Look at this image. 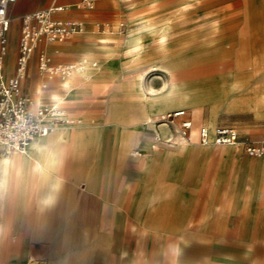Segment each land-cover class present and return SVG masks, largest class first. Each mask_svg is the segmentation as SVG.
I'll list each match as a JSON object with an SVG mask.
<instances>
[{"label": "crops", "instance_id": "crops-1", "mask_svg": "<svg viewBox=\"0 0 264 264\" xmlns=\"http://www.w3.org/2000/svg\"><path fill=\"white\" fill-rule=\"evenodd\" d=\"M81 1L16 0L11 3L8 7L11 24L7 32L3 75L9 77L15 73L19 53L17 40L22 34L23 15L66 5L67 9L55 11L54 16L64 19L65 16H75V19L83 20L86 33L87 21L78 14L95 10L99 0L93 9L81 7ZM121 1L102 0L101 4L115 8ZM127 1L130 10L127 21L132 27L136 23L139 26L162 18L172 12L174 6L177 9L180 5L176 0ZM242 1L241 9L224 13L228 6ZM189 3L195 2L184 0L182 8ZM132 11L136 14L134 19H130ZM216 27L218 30L213 34L206 32V47L209 48L206 59L219 60L222 66L223 60L231 61L234 66L226 70L221 66L218 73L231 74L236 87L249 91V108L264 117V43L253 42L254 38H264V0H206V28ZM17 28V36L13 40L12 32ZM56 41L43 40L36 47L22 88L34 98V107L45 104L44 99L54 103L59 97L67 102L69 110L61 115L67 122L56 123L47 135L35 137L26 152L3 153L0 146V264H4L6 258L3 236L7 229L17 238L28 240V255L37 257L32 248L40 244V251H36L40 258H51L55 264H264V259L259 261L243 254L241 246L243 242L252 246L260 242L264 245V196L259 199L257 191L252 193L249 190V196L244 198L239 189L240 181L234 183L227 179L222 182L225 178H240L245 171L250 184H264V154L250 156L242 149V139L257 138L262 135L263 128L245 126L242 139L235 144H227L230 148L218 156V164H215L214 149L206 148L204 144L197 145V142L183 147L173 141L175 132L179 131L178 126L173 125L172 128L170 124L159 123L154 131H161L163 137L173 141V145L166 143L169 145L166 148H156L151 154L141 157V150L134 151L133 146H141V149L152 147V138L147 137L140 142L127 130L131 121L155 124L146 121L147 116L141 108H148L155 116L162 113L165 106L177 110L188 105L179 97L164 102L151 95L145 103H132L126 94L137 89L136 74L133 72L135 77L132 80L123 78L124 71L127 68L131 70L135 64L130 62L129 53L109 54L107 59L99 57L100 66L107 62V72L103 74L98 61L89 62L93 46L91 39L81 36L66 42ZM122 43L124 46L123 39ZM41 45H46L53 63H64L61 62L66 59L64 56L53 55L54 51L65 53L63 46L68 47V52L87 54L80 62L89 65L90 71L73 77L74 81L80 79L77 83L71 80L72 75L62 78L61 85L67 88L64 95L52 91L45 96L38 87L40 75L43 78L41 88H47L48 82L51 89L63 87L53 81L57 76L50 77L40 72L38 55ZM146 78L144 85L148 90ZM99 79H114L113 91L105 101L98 99L92 103L90 107L93 108L83 106L88 98V86L83 84ZM66 81L69 85L65 84ZM153 83L151 81L149 85ZM192 108L199 111L198 106ZM213 121V125L204 124L211 132L219 126L216 120ZM194 128L198 130L199 127L194 125ZM205 155L206 159L209 158L206 184L210 189L204 201L194 196V190L202 180ZM130 157H135L139 164L138 171L131 176L133 180L126 173ZM220 184L223 188L214 199L215 189ZM8 185L16 187L18 197L11 194L9 205L6 201ZM115 204H123L124 209L119 212ZM104 221L106 228L101 226ZM129 223L137 227L125 232ZM136 230L139 236H158L161 239L162 244L153 256L147 250L143 254L144 249L139 246L141 254L137 257L135 249L123 238L118 240L117 250H113L115 237H122L125 233L133 235ZM206 234L233 237L234 244L226 242L217 252L226 254L212 258V254L206 253ZM69 235L86 237L70 240L63 237ZM166 235L174 237L171 244H167ZM195 237L205 239L202 241ZM78 241L82 243L78 244ZM23 244L14 239L12 248L16 250Z\"/></svg>", "mask_w": 264, "mask_h": 264}, {"label": "rangeland", "instance_id": "rangeland-1", "mask_svg": "<svg viewBox=\"0 0 264 264\" xmlns=\"http://www.w3.org/2000/svg\"><path fill=\"white\" fill-rule=\"evenodd\" d=\"M102 0H99L97 7L95 10L90 12H80L78 15L80 17H83L87 21V32L70 35L67 38H65L63 41H56V42H66L69 41V39H74L77 37H87L91 39L93 46H92V54L89 56V62L92 63V61H98L99 57L109 58V54H119V52L122 54L129 53L130 62H134L135 64L131 67V70L127 68L123 73V78L125 80H132L137 73V70L139 68H145L147 65H151L156 60H164V66L161 67L158 70H151L147 74V85H148V92L149 95L152 97L155 96L157 99L163 100L164 102H168L170 99L174 97H179L184 101V104H187L188 107H184L187 116L191 117L194 121V125L199 127L202 124H205L203 122V119L208 117L212 118L213 120L217 121V125H233L235 126L239 132L240 137L239 139H242V135L245 134V126H249L251 128L260 129L263 128L262 135L255 137L253 140H243V148L244 144L248 141H257L264 137V117L258 116L255 114L254 110L252 108H249L250 101V92L244 89H241L240 86L236 87V81L235 78L228 73H218L221 70L219 67L222 66L221 61L219 60H208L206 59V51L209 49L206 47V32L209 34H213L218 30V28H206V0H194L195 3H189L188 5H184V8H182V2L184 0H176L180 3L177 9H175L170 13H168L166 16L162 18L154 19L153 23L156 26H159L160 23L164 21H168L171 26V32L169 34L168 43L166 46V51L161 52L159 49V42L155 36H157V32L152 31H146L143 30V36L145 38V44L142 50L139 52V55L134 52H128L125 50L124 46L122 45V39L126 42V36L129 33V30H137L136 27L137 23L133 25L128 26V16L130 10L128 9V1L122 0L120 5L118 7L112 8L110 6L101 4ZM243 5V1L240 2L237 5L228 6L224 13L229 14L232 12H236L239 9H241ZM134 11L130 14V19H134ZM66 19H75V16H65ZM136 18H140L136 16ZM143 18V17H142ZM109 22L112 25V28L110 30L101 31L99 27L97 26L96 22ZM125 24V30L124 32L121 31V23ZM152 22V21H149ZM17 30H13L12 32V38L13 40L16 39L17 36ZM21 35V34H20ZM17 40V46L19 45V38ZM261 41V44L264 43V38H254L253 42L258 43ZM121 43V44H120ZM149 46V47H148ZM170 46V47H169ZM263 51H264V44L262 45ZM65 48V53H56L53 52L54 57L55 56H61L65 57V60H61V62L64 63H79L82 61L83 57L86 56L85 54H81L79 52H68L67 46H63ZM122 48V51L119 50ZM160 51V52H159ZM113 52V53H112ZM158 52V53H157ZM124 53V54H125ZM150 53V54H148ZM117 54V55H118ZM142 54V55H141ZM138 55V56H137ZM134 56H137L136 58H133ZM116 57V56H115ZM147 61V62H146ZM152 61V62H151ZM223 62V70H226L227 68H230L234 66V64L231 63V61H222ZM240 61H237L239 63ZM103 74H106L107 67L106 63L104 65L100 66ZM147 63V64H146ZM237 63L235 66L237 67ZM149 68V67H148ZM222 70V71H223ZM217 71V72H213ZM62 77H54L53 81L63 87V89H51V83L48 82L47 88H41L42 83V75L39 76L38 79V87L42 89L45 96H47L48 93H51L52 91H56L60 95H64L66 93L67 88L63 85H61L60 80ZM153 81V85L150 86L149 82ZM79 82V81H78ZM116 81L114 79H99L94 80L93 82H85L83 85L88 86L87 90V100L85 101L86 104L83 106H92V103H95L98 99L101 101H105V99L111 94L115 87ZM172 91V92H171ZM27 92L31 94L28 90ZM126 96L131 100L132 103L140 102L135 98V96L126 94ZM186 99V100H185ZM44 103L46 105H50V100L44 99ZM61 107L64 109V113L68 112L69 105L67 102H62ZM192 106H198L199 111H194ZM180 107V106H179ZM221 107V108H220ZM33 108L36 110L38 107ZM93 108V107H90ZM221 109V110H220ZM103 110V109H102ZM141 111L143 113V110L141 108ZM173 111V108H166L162 111V113L147 117L146 121L150 120L151 123L155 124L151 125L150 123H144L140 121H131L127 125V130L130 133V136H132L135 139H139L140 142L144 141L147 137L152 138L153 144L152 147L150 146H144L142 149L139 148L141 146H133V150H141V157H145L153 152L154 149H164L167 145L164 142H159L157 139V132L154 131V128L161 122L159 118L161 115ZM220 112V113H219ZM63 113V114H64ZM144 114V113H143ZM182 117H177L174 121H176L179 125V121ZM64 123L67 122V119L64 117ZM207 119V118H206ZM205 119V120H206ZM204 120V121H205ZM171 127L173 128L172 123H170ZM116 127V124H115ZM158 134L162 137L164 141H166L167 138L163 137V134L161 131L158 132ZM155 137V139H154ZM169 139V138H168ZM196 142V141H192ZM197 145L202 146L201 143H196ZM189 147V146H188ZM206 148H212L215 150L214 145H206ZM226 149V148H225ZM245 151V150H244ZM246 154V151H245ZM248 156V155H247ZM205 161H204V167L201 171L202 174V180L199 183V185L194 190V196L198 199L206 200L207 191L210 189L208 188V185L206 184V155ZM252 159L258 158V157H250ZM130 163L129 169L126 172L127 175L131 176L135 174L139 169L138 161L135 159V157H130ZM215 164H218V158L215 157ZM212 162V160H211ZM243 176L235 177V178H225L222 182L229 179L231 182H238L240 181V187L239 189L242 190L243 197L249 196V190H252V193L255 191L258 192V198L261 199L264 196V184H250V182L246 178L245 171L242 172ZM126 178V176H125ZM253 185V186H252ZM222 184L218 185L214 192V199L217 197L218 194H220L222 190ZM116 209L120 212L124 209L123 204H115ZM194 214V213H193ZM244 216V214H243ZM102 227L106 228V221L102 222ZM131 227H137L136 225L129 223L126 224L125 232H128V229ZM169 235H166L165 237L168 238ZM67 239H71L73 237H86L85 235H69V236H63ZM87 237H90V235H87ZM120 238H123V241L127 243L128 245H131L134 251V255L137 257L141 254L139 246L143 247L145 254V250L149 252L151 256H153L158 248L161 246V239L158 236L153 237H144L139 236L137 234V230L135 234L130 235L128 233H125L122 237L117 236L115 237V242L113 245V250H117L118 247V240ZM174 237H170L167 240V244H171ZM194 238V237H190ZM233 237H219L214 235H208L206 234V253L212 254L210 257L212 258H218L223 254L226 253H217L224 244L227 243H233ZM195 239H202V241L205 239V237H195ZM232 239V240H231ZM68 240V241H69ZM3 247L5 250L6 258L4 261V264H15V260L17 258V249L12 248V244L8 242L9 240H4ZM82 243L81 241H78V244ZM242 246V253L247 254L248 256H251L253 258H257L259 261H262L264 259V245L260 242L259 244H256L252 246L251 244L247 242H243L241 244ZM22 250L20 253L25 256V252L29 249L28 248V241L24 246H22ZM41 245L36 244L32 248V252L36 253L37 257H40L36 251H40ZM138 248V249H137ZM155 252V253H154ZM38 254V255H37ZM23 256V257H24ZM150 258H153L151 257ZM28 261H34L32 257L28 256L25 258ZM12 260V261H11ZM14 260V261H13ZM150 264V263H148ZM152 264V263H151Z\"/></svg>", "mask_w": 264, "mask_h": 264}, {"label": "built area", "instance_id": "built-area-1", "mask_svg": "<svg viewBox=\"0 0 264 264\" xmlns=\"http://www.w3.org/2000/svg\"><path fill=\"white\" fill-rule=\"evenodd\" d=\"M16 0H0V146L3 153L13 151L24 152L28 149L31 141L39 135H47L52 125L64 122L63 107L51 103L33 109V99L25 93L22 88V81L28 71L31 56L36 47L43 40L62 41L70 35L83 33L86 24L81 19H64L54 16L57 10L67 9L66 5H58L45 9H39L22 16V34L19 43V53L16 60L15 73L9 77L3 75L5 55L7 52L8 37L11 19L8 15V7ZM98 0H82L81 7L93 9ZM97 26L101 31L110 30L112 25L109 22H98ZM124 32L125 24H120ZM38 68L44 75L54 77H67L83 65L79 63H53L47 52L46 45L40 46L38 55ZM45 86V83L43 84ZM177 117L179 130L182 136L188 141H196L201 144L215 142L217 144H228L239 139L238 130L231 125H219L213 132L207 125H200L196 137L192 134L194 122L187 116L185 109L169 111L159 118L161 121L173 123ZM159 142L173 145L171 139L164 141L157 133ZM246 153L250 156H261L264 154V138L257 141H248L244 144ZM38 264H46L39 262Z\"/></svg>", "mask_w": 264, "mask_h": 264}, {"label": "bare ground", "instance_id": "bare-ground-1", "mask_svg": "<svg viewBox=\"0 0 264 264\" xmlns=\"http://www.w3.org/2000/svg\"><path fill=\"white\" fill-rule=\"evenodd\" d=\"M142 18V17H141ZM137 30H129V33L128 35L126 36V42L127 44L124 45V48L125 50H127L128 52H134L136 54L139 55V52L142 50L143 47H146L144 46L145 44V38L143 36V30H146V31H149V32H152V31H155L157 32V36H155L159 42V50L161 52H165L166 51V46H167V43H168V39H169V34L171 32V26H170V23H168V21H164L162 23L159 24V26H156L153 22H147V23H143L139 26L136 27ZM149 47V46H148ZM170 47V46H169ZM159 51V52H160ZM125 53V52H124ZM158 53V52H157ZM126 54V53H125ZM150 54V53H148ZM137 55V56H138ZM142 55V54H141ZM137 56H134L133 58H136ZM164 60H156L154 61L151 65H147V67L145 68H139L137 70V73H136V80H135V83L136 85L138 86L136 90H130V92L128 93L129 95H132V96H135V98L141 102H146L150 96H149V92L147 91V88L145 87L144 85V79L146 78V74H148V72H150L151 70H158L159 68L161 67H165L164 66V63H163ZM147 62V61H146ZM152 62V61H151ZM82 63V62H81ZM147 64V63H146ZM242 64V63H241ZM83 68L82 69H78L76 71H74L71 76V80L75 83H77L80 79L79 78H76L77 80H73V77H80L82 74L84 73H87L90 71L91 68H89L90 66L89 65H85L83 64ZM241 66V65H240ZM244 66V64H243ZM149 67V68H148ZM69 75V76H70ZM77 75V76H76ZM68 77V76H67ZM66 78V77H64ZM66 85H69V81H66L65 82ZM172 92V91H171ZM54 93V92H53ZM52 94V93H51ZM50 94V95H51ZM41 97V96H40ZM31 98L33 99L34 101V105H35V100L34 98L31 96ZM186 100V99H185ZM183 101V100H182ZM62 103L63 102V99L61 98H57L54 103ZM46 104H42V105H39L38 107L40 106H45ZM165 105V104H164ZM166 109V106L164 107ZM221 108V107H220ZM158 109V108H157ZM143 110V113L146 114L147 117H152V113L150 112V110L146 107H143L142 108ZM221 110V109H220ZM156 111V110H155ZM150 121V120H148ZM205 123H207L208 125H213L215 122L211 119V118H207L205 121ZM155 123V122H154ZM160 123H166V124H170V122L168 121H161ZM176 125L178 126L179 128V125L176 121H173L172 125ZM57 124H54L52 125L51 128L55 127ZM177 128V127H176ZM194 128V126H193ZM210 129V128H209ZM215 129V128H214ZM213 129V130H214ZM163 130V129H162ZM211 130V129H210ZM212 130V131H213ZM175 132V131H174ZM198 133V130L197 129H192V134L194 137H196ZM173 141H177L179 144H181L183 147H188L190 146V144H192L191 141H188L186 140L182 134L180 133V130L176 131L175 134H174V139ZM239 141V139L235 142H232V143H228V144H235ZM204 145H214L215 146V152H216V158H219L218 156L221 155V153H223V151L225 150V148H230V145H227V144H217L215 142H210L208 144H204ZM238 146V145H236ZM28 150V149H27ZM26 150V151H27ZM24 151V152H26ZM14 152V151H13ZM18 152V151H17ZM259 157V156H258ZM8 184V182H7ZM259 185V184H258ZM253 186V185H252ZM16 187H10V185H8L7 187V195H6V201H7V204L9 205V199H10V196L11 194L14 195L16 198L17 195H16ZM255 191V190H254ZM254 193V192H253ZM3 214V213H2ZM7 221V220H6ZM7 223H9V221H7ZM8 239L10 242V244L13 243L14 239L15 240H18L19 241H22L24 244L23 246L26 244V242L28 241L26 238L24 237H16L14 236L8 229L5 231V234L3 236V243L5 242L4 240ZM23 247H20L17 249V258L15 260V264H38L39 262H44L46 264H55L53 259L51 258H40V257H34L32 255H28V251L29 249L25 252V256L22 255L20 253V251L22 250ZM24 256V257H23ZM28 256L32 257L34 261H28L26 260L25 258H27ZM12 261V260H11ZM14 261V260H13Z\"/></svg>", "mask_w": 264, "mask_h": 264}, {"label": "snow or ice", "instance_id": "snow-or-ice-1", "mask_svg": "<svg viewBox=\"0 0 264 264\" xmlns=\"http://www.w3.org/2000/svg\"><path fill=\"white\" fill-rule=\"evenodd\" d=\"M0 14H2V13H0Z\"/></svg>", "mask_w": 264, "mask_h": 264}]
</instances>
